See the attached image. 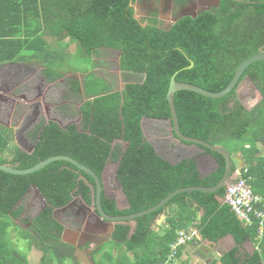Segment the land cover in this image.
I'll list each match as a JSON object with an SVG mask.
<instances>
[{"label":"trees","instance_id":"1","mask_svg":"<svg viewBox=\"0 0 264 264\" xmlns=\"http://www.w3.org/2000/svg\"><path fill=\"white\" fill-rule=\"evenodd\" d=\"M135 2L0 0V40L24 37L26 54L17 58L41 65L48 82L62 79L70 71V58L77 59L84 64L83 77L72 79L70 87L74 94L85 97L79 110L82 130L75 124L63 128L57 122L42 121L27 134L36 143L34 152L16 147L11 158L0 155V164L29 169L63 155L100 178L108 164H115L129 208L119 210L116 200L103 192L102 206L111 216L149 209L181 188L213 187L220 182L226 169L222 155L206 149L205 154L216 161L208 173L202 172L197 157L174 165L145 138L142 120H171L167 93L173 77L218 93L230 84L245 60L264 50V0H221L197 17L178 19L170 28H164L157 11L138 19ZM177 3L184 5L185 0ZM103 51H121L119 67L125 82L136 73H145V82L127 83L123 90H115L94 72L99 65L95 58L103 59ZM246 76L262 94L251 109L238 100L235 90L220 99L179 91L175 106L185 136L243 158V178L262 198L257 207L264 210V61L250 65L242 79ZM11 134L0 124V140L6 146ZM90 185L96 187L95 180L66 161L52 162L26 175L0 171V264H30L27 255L10 241L9 230L20 218L19 204L32 187L46 206L22 232V239L42 252L38 264H76L77 248L62 240L65 227L54 218V210L75 197L91 205ZM226 189L180 193L157 211L138 217L133 232L129 225L117 224L108 242L117 255L112 258L111 249L104 255L113 259L111 264H163L178 232L194 225L203 210L196 224L202 238L217 242L232 235L238 245L249 240L258 247L252 256L235 248L222 257L221 264H264V233L259 235V221L253 219L251 225L241 221L223 202ZM173 206L178 212L168 215L170 228L159 231L157 219ZM103 251L101 246L91 253L96 264H105L97 260Z\"/></svg>","mask_w":264,"mask_h":264},{"label":"rangeland","instance_id":"2","mask_svg":"<svg viewBox=\"0 0 264 264\" xmlns=\"http://www.w3.org/2000/svg\"><path fill=\"white\" fill-rule=\"evenodd\" d=\"M166 0H136V15L145 17L151 11L161 12L162 19L167 22L171 17H179L177 12L174 14L168 8ZM186 1V0H185ZM163 2V3H162ZM193 2H202L210 7L215 6L214 0H193ZM188 3V2H187ZM151 10V11H150ZM26 42L24 37L19 39L0 40V124L11 130V141L8 146L0 140V155L11 158L13 152L18 146L16 140V132L20 130L27 121H32L29 128L23 133L26 141L28 140L27 134L29 131L37 127L42 121H55L61 126L66 127L71 124L77 125L79 130H82V118L80 115V107L85 101L83 94L77 96L69 88L72 79L82 80V72L84 64L77 61V59L70 58L69 66L70 73H66V77L54 84H50L43 77V68L35 61H20L17 56L26 54L23 51V44ZM74 51V45L70 47ZM104 57L101 60L95 61L99 63L94 72L97 76L104 78L110 84H113L115 90H122L125 81L123 80L121 71L118 69V55L110 51H103ZM19 62L21 64H15ZM79 71V73H78ZM40 95L42 106H39V113L36 115L37 101L34 98ZM43 97V98H42ZM31 101V102H30ZM258 100L249 102L248 106L251 109ZM44 103V104H43ZM153 123V122H152ZM159 123V122H154ZM147 124V123H146ZM145 124V127L147 125ZM151 124V123H150ZM21 136V135H20ZM160 139L164 136H159ZM155 138V137H153ZM157 139V138H156ZM33 144V141H27V144ZM240 156V155H239ZM116 171L115 164H109L105 172V179L107 181L106 188L109 190L110 185L114 182L113 178ZM111 179V180H110ZM112 181L111 182H109ZM109 192V191H108ZM110 193H107V196ZM19 207L22 209V214L19 219L14 221L13 227L10 228V241L20 251L27 255L30 264H38L42 258V252L35 248H30L27 241L23 240L21 234L23 231L29 229L31 220L38 215L45 207L44 200L39 195L35 188H32L26 197L21 201ZM56 218L59 219L71 234L67 239L77 241L78 236L75 237L73 232H77L75 227H79L77 218L66 214L57 213ZM84 221V220H83ZM95 222V221H94ZM84 228H92L84 221ZM93 226V225H92ZM70 228H74L71 229ZM94 229V227H93ZM99 237L94 238L90 242L85 241L81 248L76 249L75 260L76 264H96L91 257V253L101 246L104 247L103 253L97 255V260L105 264H111L113 259H108L104 253L111 248L108 242L111 240V231L102 230L97 231ZM96 234V232H92ZM80 235V234H79ZM95 236V235H94ZM72 241V242H73ZM88 243L90 245L86 246ZM83 247V249H82ZM112 258L116 257L117 250L111 249ZM70 264V262H67Z\"/></svg>","mask_w":264,"mask_h":264},{"label":"water","instance_id":"3","mask_svg":"<svg viewBox=\"0 0 264 264\" xmlns=\"http://www.w3.org/2000/svg\"><path fill=\"white\" fill-rule=\"evenodd\" d=\"M167 1L168 0H166L165 2L167 3ZM214 1L216 2L215 6H218L221 0H214ZM210 8H211L210 6L209 7L208 6L203 7L200 10L196 11L195 13L183 15V16L179 17L178 19L185 17V16L197 17L198 15L209 10ZM137 18L140 19L139 17H137ZM178 19H176L173 24H175L178 21ZM118 55L120 58L121 51H118ZM259 61H264V50L258 54L253 55L252 57L248 58L247 60H245L237 69V71L234 75V78L230 82V84L223 91L218 92V93L207 91V90H205L201 87H198L196 85H193V84L178 82V81H176L175 77H173L171 80L170 87H169V90L167 93V100L169 102V107H170L172 118H171V120L164 121V123L166 124V128L169 131V137L172 139V141L175 144L182 145L187 149V152L184 156L181 155V158H179V160H176V161L171 162V163L175 165V164H178L184 160L195 158V157H197V153H199V154L205 153L206 149H209L213 152H216V153L222 155L226 161V169H225V173H224L223 178L220 180V182L216 186L181 188V189H178L175 192L171 193L169 196H167L165 199H163L159 204H157L154 207H151V208L146 209V210L141 211V212L125 215V216H111L105 212V210L103 209V206H102V195H103V192H106V181H105L106 170H104V173H103L102 177L100 178L98 175H96L87 166L81 164L80 162H78L77 160H75L69 156H63L62 155V156H53V157L47 158L45 160H42L37 165H35L34 167H31L29 169H16V168H14L8 164H0V171H4L6 173L13 174V175H26V174H31V173L37 172V171L43 169L44 167H46L48 164L55 162V161L69 162V163L73 164L74 166H76L77 168H79L84 174L91 176L95 180L96 187H94L93 185H90L92 188V191H93V201H92L91 205L84 203L82 199L77 197V198H74L67 205V207L60 209V211H63V210H66L67 208L78 205V203H79L80 205H79V209H78L77 213H78V215L80 213L84 214V216H85L84 221H86V223L88 225L90 224L88 222L90 220L94 219L95 222L93 224H95V223L98 224V226H100L103 230L104 229L110 230L111 234L114 231L115 226L117 224L129 225L132 228V232H133L136 228V224H137L136 219L138 217H141L145 214H149V213H152L154 211H157L158 209L165 206L176 195H178L180 193L191 194L194 191H200V192H206V193H215L218 190H220L224 187H227V185L231 181L235 180L234 169L241 168L242 166L245 165V162L236 156L230 155L221 146L212 145L206 141L185 136L180 130L179 119H178L176 106H175V94L179 91H189V92L197 93V94L204 96L206 98L220 99V98L225 97L229 93H231L233 90H235L238 100L246 108H249L248 103L252 102V101L254 102V100H258L256 102V103H258L262 99V94H261L259 88L257 87L256 83L252 80L251 77L246 76L243 79H242V77L250 65H252L253 63L259 62ZM193 66H194V63L191 62L190 68H192ZM146 77H147V75L145 73H136L132 76V78L128 81V83L129 84H143L146 80ZM123 88H125V85ZM36 105H37L36 106L37 109L35 111V114L37 115L39 113L38 109H39L40 103H37ZM148 120H151V119L150 118H144L142 120V127H143L144 122L148 121ZM32 122H34V120L27 121V123L24 124L23 127L20 130H18L16 132V135H15L19 148L28 154H31L34 152L36 143L28 145L26 139L24 138L25 136L23 135V133L29 128V126H30V124H32ZM148 140H149L148 142L151 143L150 139H148ZM151 144L154 146V148H156L154 143H151ZM125 145L128 146L129 144L126 143ZM166 160L169 161L168 159H166ZM214 162L216 165V161H214ZM82 178H84V176ZM114 178H115V180H114L113 184L116 187L117 192H119L121 194L122 198H127L126 194L124 193L123 187L117 178V167H116ZM39 195H40V193H39ZM44 204L46 205L45 201H44ZM117 206H118L119 210H125V209L129 208V204L126 206L125 204L120 203V201H117ZM201 211L203 213V210H201ZM71 232L72 231H69L68 229L65 230V235L63 236L62 240L68 244L74 245L75 242H69L68 240H66L68 233H71ZM73 234L75 237L79 236V233H77V232H73ZM222 241H227L230 244H232V246L235 245L234 239L231 235H227L226 237H224L222 239ZM232 246H230V248ZM214 256L218 260L221 259V255L214 254Z\"/></svg>","mask_w":264,"mask_h":264},{"label":"flooded vegetation","instance_id":"4","mask_svg":"<svg viewBox=\"0 0 264 264\" xmlns=\"http://www.w3.org/2000/svg\"><path fill=\"white\" fill-rule=\"evenodd\" d=\"M152 1L154 2L156 0H152ZM167 6H168L169 9H171L170 11H172L173 14L175 12H177V15L179 14V17H181L183 15H188V14L195 13L196 11H198L201 8L206 7L208 5H205L202 2H193V0H186L184 5L183 4H178L177 0H168L167 1ZM149 14L150 13H148L145 17L149 16ZM161 16H162L161 12H159V18L163 22L164 28H170V26L174 23V21L179 18V17H175V18L171 17V20L167 22L166 20L162 19ZM154 122H156V121H146V122H144V129L146 130V135L145 136H147L150 139L154 140V142L156 143V149L160 150L165 155L172 154V156H173L172 158H174V156H178V152H181L182 156H184L186 154V152H187V149L184 146H182V145L175 144L172 141V139H168L167 138L168 135H169V131L166 129L165 124H163L162 121H158L159 123H154ZM145 124L147 125V127H145ZM162 135L164 137H166V138L165 139H160L159 136H162ZM153 137H155V138H153ZM27 138H28V136H27ZM27 141H30V139L28 138ZM28 145H29V143H28ZM170 152H172V153H170ZM197 158H198V160L200 162L199 163L200 164V168H201L203 173L210 172L211 169L215 166V162H214L213 158L210 157L209 155H206L205 153H203L202 155L197 153ZM108 165L106 166L105 170H107ZM110 180H109V182L112 183V181H110ZM114 180H115V178H113V181ZM105 181H106V179H105ZM110 187H111L110 188L111 192H117L116 187L114 186L113 183L110 185ZM91 190H92V188H91ZM105 195L107 196V193H105ZM109 195H110V197L107 196L108 198H111V199H114V200L116 199L117 194L114 193V194H109ZM119 199H117V200L120 201V203H121V200H119ZM92 201H93V191H92ZM79 205L80 204L78 203V205L72 206V207L67 208L66 210H63V211H60V209L67 207V205L62 207V208H57V209L54 210V218L56 220H58L60 223H62V222L59 219L56 218V214L57 213H61V214H66L67 213L68 215H71V216L77 218L76 220H82L80 222L78 221L77 225L79 227H75V230L77 231V233L80 234L78 236L79 237L78 240L77 241H73V240L69 241V242H72V241L75 242V244L73 246L76 247L77 249L81 248L80 247V246H82L81 244H83L85 241H87V242L89 241L90 242L94 238L96 239L97 237H99L97 231H102L103 230L100 226H98V224H96V223L93 224L94 223V219H92V220H90L88 222V223H90V227H92L91 229L90 228H88V229L84 228L85 224H84L83 220L85 219V216H84L83 213H80L79 215L77 213V211L79 209ZM63 226L65 227V224H63ZM93 227H94V229H93ZM67 229L68 228L65 227L64 232H63V236L65 235V230H67ZM71 229H74V228H70V230ZM92 232H96V234H94L95 236L92 234ZM69 234H71V233H68V235ZM63 236H62V238H63ZM66 240H69V239L66 238ZM90 244L91 243H88L86 246H88Z\"/></svg>","mask_w":264,"mask_h":264},{"label":"crops","instance_id":"5","mask_svg":"<svg viewBox=\"0 0 264 264\" xmlns=\"http://www.w3.org/2000/svg\"><path fill=\"white\" fill-rule=\"evenodd\" d=\"M110 52H113V53H117V51H110ZM118 55V53H117ZM118 58H119V55H118ZM15 64H21V63H17L15 62ZM84 69V68H83ZM119 69V68H118ZM43 73V72H42ZM70 73V72H68ZM79 73V72H78ZM80 74H82L80 72ZM122 74V72H121ZM66 75L68 74H65V76L62 78L64 79L66 77ZM44 77V76H43ZM60 79V80H62ZM58 80V81H60ZM47 81V80H46ZM56 81V82H58ZM48 82V81H47ZM50 84H54L55 82H48ZM69 88L71 89V87L69 86ZM43 98V97H42ZM44 100V98L41 100L40 98V95H38V97L34 98L33 101H37L35 103H40V105L42 106V101ZM44 104V103H43ZM36 105V104H35ZM53 121V120H51ZM49 121L45 122V123H48ZM55 122V121H53ZM59 124V123H58ZM166 126V124H165ZM63 127V126H62ZM67 127V126H66ZM66 127H63V128H66ZM167 129V128H166ZM144 130V135H146V130L143 128ZM145 138L148 140L150 139L149 137L145 136ZM166 137L164 138H161V139H165ZM168 139H171L168 135L167 137ZM149 141V140H148ZM151 143H154L155 147H156V143L154 142V140L150 139ZM156 152L161 156L163 157L164 159H168L169 162H174L176 160H179V158H181V155L182 153L181 152H178V156H174V158H172V154H169V155H165L163 152H161L160 150L156 149ZM172 153V152H170ZM177 154V153H176ZM201 155L203 153H200ZM238 158H240L242 161L243 158L239 155H234ZM178 157V158H177ZM245 166V165H244ZM242 166V167H244ZM236 169H234L235 171ZM107 183V181H106ZM111 188V187H110ZM109 191V192H108ZM105 193H110V194H117L116 196V203H117V199L121 200V203H124L126 206L128 205L127 203V198H122L121 194L119 192H111L110 189L108 190L106 188V192ZM109 195V194H108ZM119 196V197H118ZM224 202V201H223ZM178 212L177 210V207L176 206H173L171 207V209H169L167 211V214L164 213L162 215L159 216V218L157 219L156 221V226H157V229L159 231H164V230H167L168 228H170V225L169 223L167 222V218H168V215L170 213L172 214H176ZM204 213H202V211L200 210V213L197 215V219H196V223H194V225H192L191 227L192 228H196V224H199L200 222V219L202 218ZM190 227V228H191ZM198 231V230H197ZM199 233V231H198ZM112 235V234H111ZM232 236V235H231ZM226 237V236H225ZM233 237V236H232ZM224 238V237H223ZM222 238V239H223ZM222 239H220L219 241L217 242H214L212 241L211 239H204L202 238V236L199 234V237L198 239L187 245L186 247L182 248L177 260L174 262V264H212L214 262H216V264H221V259L222 257L230 252L231 250L235 249V248H238L240 253L242 255H245V256H252L256 250H258V247L256 245H254V243H252L251 241L249 240H246L242 245H238L234 239V243L235 245L232 246V244H230L229 242L227 241H222ZM230 246H232L230 248ZM214 254H218V255H221V259L218 260Z\"/></svg>","mask_w":264,"mask_h":264},{"label":"built area","instance_id":"6","mask_svg":"<svg viewBox=\"0 0 264 264\" xmlns=\"http://www.w3.org/2000/svg\"><path fill=\"white\" fill-rule=\"evenodd\" d=\"M243 167L234 171L235 180L227 185L224 203L231 206L232 210L247 225L253 223V219L259 221V235L264 233V210L257 205L262 203V198L255 195L251 186L243 178ZM199 237L196 228H189L178 232L177 239L170 245V251L163 264H174L179 251L187 245L195 242Z\"/></svg>","mask_w":264,"mask_h":264},{"label":"clouds","instance_id":"7","mask_svg":"<svg viewBox=\"0 0 264 264\" xmlns=\"http://www.w3.org/2000/svg\"><path fill=\"white\" fill-rule=\"evenodd\" d=\"M134 8H135V11H136V2H135V4H134ZM137 16V15H136ZM137 17H139L140 19L142 18V17H140V16H137ZM118 52V51H117ZM119 59L120 58H118V68H119V70H120V67H119ZM121 71V70H120ZM129 81V80H128ZM128 81L127 82H125L124 83V85L126 86V84L128 83ZM124 89V88H123ZM122 89V90H123ZM146 118H148V117H146ZM151 120H148V121H156V122H158V121H162V123L163 124H165L164 123V121H168V120H161V119H152V118H150ZM146 122V121H145ZM143 128H144V124H143ZM116 167H117V165H116ZM76 198V197H75ZM85 203V202H84Z\"/></svg>","mask_w":264,"mask_h":264}]
</instances>
